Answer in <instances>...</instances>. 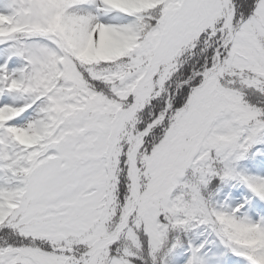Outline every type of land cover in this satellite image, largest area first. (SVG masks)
<instances>
[{"label":"snow or ice","instance_id":"obj_1","mask_svg":"<svg viewBox=\"0 0 264 264\" xmlns=\"http://www.w3.org/2000/svg\"><path fill=\"white\" fill-rule=\"evenodd\" d=\"M0 264H264V0H0Z\"/></svg>","mask_w":264,"mask_h":264}]
</instances>
